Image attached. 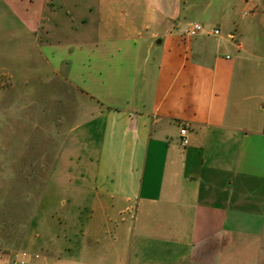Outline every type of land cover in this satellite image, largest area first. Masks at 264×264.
I'll list each match as a JSON object with an SVG mask.
<instances>
[{
  "label": "crops",
  "instance_id": "0c3cea01",
  "mask_svg": "<svg viewBox=\"0 0 264 264\" xmlns=\"http://www.w3.org/2000/svg\"><path fill=\"white\" fill-rule=\"evenodd\" d=\"M241 3L185 37L183 0H0V116L38 63L55 79L48 145L0 152L2 260L264 264V0Z\"/></svg>",
  "mask_w": 264,
  "mask_h": 264
},
{
  "label": "rangeland",
  "instance_id": "374dc122",
  "mask_svg": "<svg viewBox=\"0 0 264 264\" xmlns=\"http://www.w3.org/2000/svg\"><path fill=\"white\" fill-rule=\"evenodd\" d=\"M183 1V13H185V15H188L187 17H189L187 18V21H190L192 23H199L204 25V27L208 28H213L216 26V23L218 21L217 17L220 13H222V10H231V12H233L234 9H237L239 16L238 18H240V16L242 15L244 18L245 15L243 13L247 12L241 3V0ZM209 15L211 17H208ZM10 37L11 35L4 36L5 40L10 39ZM38 64L39 65H37V74L34 77L29 78L28 85L24 87V85L21 84V80L18 79L13 86V91L12 93H10L11 95H7L9 99H11L10 101H13L21 106L24 104H31V106H33L30 110H17L15 112L10 113L14 114L12 118H10L8 113H5L4 115L0 116V138L3 139V142H0V152L9 151L10 153H12V150H14L20 153L21 151H26L29 149L30 151L34 150L36 154H39L43 151L45 145H48L46 144L47 142L45 143V139L49 136L48 131L49 129L51 130V128H49L48 126H44L43 112L41 110L45 102L44 91L45 89H47L48 85L46 84V82L50 83L52 81V84H54L55 79L51 78V75L48 76L49 71L44 64ZM1 81L2 78L0 77V82ZM33 114L35 115V118H33ZM27 115H29V117H27ZM66 126L67 125L65 124H57L54 120L52 127V138H56L55 136H57V140L62 139L65 135L64 132L66 131ZM27 127L30 130L27 129ZM44 130L46 131V133ZM52 145L53 148H55L59 146V143H52ZM1 161L2 160L0 159V162ZM2 177L3 176L0 175V178ZM14 177L15 176L13 175H5L3 179H5V183L12 185ZM27 177V175L20 176L21 180ZM30 177L35 178L36 194L38 198L40 196V193H42L46 176L43 174H36L35 176L30 175ZM4 203L5 207H7L8 209H12L13 204H17V202ZM18 204H20V216L18 217L16 215L14 219L18 220L19 218L20 221L14 222L12 224L13 229L21 235L29 236L31 234V230L27 223V208L23 205V202H18ZM58 209L61 210L60 207H58ZM4 210L6 209L4 208ZM85 212L86 211L83 212V215L86 214ZM8 215L9 214H7V212L5 211L6 218ZM25 219L26 222L24 221Z\"/></svg>",
  "mask_w": 264,
  "mask_h": 264
},
{
  "label": "built area",
  "instance_id": "2783aa9c",
  "mask_svg": "<svg viewBox=\"0 0 264 264\" xmlns=\"http://www.w3.org/2000/svg\"><path fill=\"white\" fill-rule=\"evenodd\" d=\"M204 29L205 27L202 24L191 23L183 30V35L185 37H194L198 35L199 33L203 32ZM212 32L214 34L219 33L217 29H213ZM179 136H180L181 145L186 146L188 144V138H187V129L185 127H180ZM26 257H27L26 252L16 253V254L11 255L8 260H2L0 258V264H25ZM35 257L37 256L35 255Z\"/></svg>",
  "mask_w": 264,
  "mask_h": 264
}]
</instances>
